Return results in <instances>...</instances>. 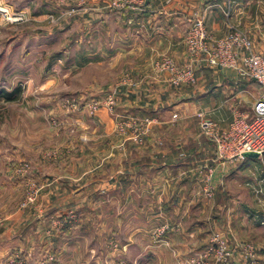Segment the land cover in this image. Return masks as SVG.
Returning <instances> with one entry per match:
<instances>
[{
  "label": "crops",
  "instance_id": "obj_1",
  "mask_svg": "<svg viewBox=\"0 0 264 264\" xmlns=\"http://www.w3.org/2000/svg\"><path fill=\"white\" fill-rule=\"evenodd\" d=\"M255 1L144 0L134 8L111 10L106 0H85L66 12V21L53 27L36 26L43 37L33 46L53 55L54 71L68 73L70 91L116 92L119 109L150 113L156 120L139 147L128 144L113 150L106 129L100 134L91 131L84 154H78L86 158V164L77 160L74 165L75 180L87 181L97 173L119 174L117 228L108 224L102 229L104 235L117 236L121 252L153 254L130 264H177L205 247L212 232L228 230L230 239L253 243L264 264V206L255 200V190L264 191V180L255 183L252 158L219 159L214 145L200 132L196 117L203 112L228 130L239 93L246 88L238 87L231 70L203 63L195 65L197 84L177 86L163 66L166 60L177 68L190 62L184 39L196 18L203 19L214 37L227 32V23L259 29L262 34L264 17L257 19ZM225 10L230 12L228 18ZM258 37L253 34L255 51L264 56V34ZM13 41L11 45L20 46L23 56L33 52L30 39ZM63 63L66 70L61 68ZM248 114L251 117L252 110ZM87 173L91 175L85 177ZM209 186L211 197L206 195ZM73 194L76 203L81 201L77 190ZM100 198L109 203V197ZM109 219L107 211L102 220ZM14 229L12 223L0 233V238H8L5 248L14 247L10 235ZM161 229H165V246H150L148 239L139 244V238L157 237ZM230 264L245 263L236 257Z\"/></svg>",
  "mask_w": 264,
  "mask_h": 264
},
{
  "label": "rangeland",
  "instance_id": "obj_2",
  "mask_svg": "<svg viewBox=\"0 0 264 264\" xmlns=\"http://www.w3.org/2000/svg\"><path fill=\"white\" fill-rule=\"evenodd\" d=\"M2 1L12 9L26 10L29 20L18 25L0 24V233L12 223L15 227L10 234L13 248H5L7 237L0 238V264H130L136 259L148 260L152 253L121 252V240L115 235L105 236L102 230L108 224L117 228V212L121 210L117 203L119 174L97 173L87 181L75 180L74 165L77 160L78 164L86 161L78 154H84L89 143L86 135L91 131L100 134L106 129L113 150L128 144L139 147L142 142L132 137L142 130V120L152 114L119 109L116 92L109 106L112 92L101 95L70 91L68 73L54 71L53 55L33 46L43 37L38 32L41 29H36L38 24L53 27L66 21V12L85 4V0ZM256 1L253 6L258 8L255 15L259 20L264 17V0ZM50 15L55 16L54 22L49 21ZM238 29L248 34L253 45V34L258 38L264 34L259 29ZM23 38L30 39L34 47L24 56L20 46L11 45L13 40L21 42ZM261 40L264 44V37ZM65 67L63 63L61 68ZM232 72L238 87L247 90L239 93L233 111L249 113L258 96V85ZM14 90L17 93L7 100L3 93ZM250 166L254 168L255 183L264 180V157L253 159ZM75 190L82 197L78 203L72 197ZM255 191V200L264 206V191ZM101 196L109 197V203L102 202ZM107 211L110 219L103 221ZM86 216L90 218L87 221ZM157 234L139 238V244L148 239L150 246H165L164 232ZM199 250L177 264H184Z\"/></svg>",
  "mask_w": 264,
  "mask_h": 264
},
{
  "label": "built area",
  "instance_id": "obj_3",
  "mask_svg": "<svg viewBox=\"0 0 264 264\" xmlns=\"http://www.w3.org/2000/svg\"><path fill=\"white\" fill-rule=\"evenodd\" d=\"M77 1L81 0H61ZM144 0H108L111 10H123L142 5ZM81 5V4H79ZM229 17V10L223 12ZM54 22L55 16H48ZM29 20L26 10L12 9L0 0V24L18 25ZM185 44L190 62L182 68H177L170 60L163 64L171 72L170 82L195 85V65L205 64L212 69H229L241 77H248L258 85V96L252 106V116L245 112L233 111V119L228 130H222L219 124L205 113L198 112V127L200 132L214 145L216 154L221 160L236 161L244 158L246 153L258 154V159L264 157V56L258 54L248 34L237 26L227 23V32L221 37H214L205 27L202 18H196L190 25L185 36ZM108 98V105H113V96ZM176 115H173L175 118ZM156 123L152 117L145 118L140 123L143 128L132 137L136 142H142L143 136ZM262 192L261 190H259ZM206 195L212 196L210 186ZM161 229L159 232H164ZM226 233L214 231L211 233L204 249L195 252L185 260L184 264H230L236 257L245 264H262L257 256L256 247L251 242H242L229 238Z\"/></svg>",
  "mask_w": 264,
  "mask_h": 264
},
{
  "label": "water",
  "instance_id": "obj_4",
  "mask_svg": "<svg viewBox=\"0 0 264 264\" xmlns=\"http://www.w3.org/2000/svg\"><path fill=\"white\" fill-rule=\"evenodd\" d=\"M146 2H147V0H145V3ZM244 157L257 159L258 158V154H256V153H246V154H244Z\"/></svg>",
  "mask_w": 264,
  "mask_h": 264
},
{
  "label": "trees",
  "instance_id": "obj_5",
  "mask_svg": "<svg viewBox=\"0 0 264 264\" xmlns=\"http://www.w3.org/2000/svg\"><path fill=\"white\" fill-rule=\"evenodd\" d=\"M17 93V91L16 90H14L13 92H11V93H3V95L5 96V98L7 99V100H11L12 99V96L13 95H15Z\"/></svg>",
  "mask_w": 264,
  "mask_h": 264
}]
</instances>
